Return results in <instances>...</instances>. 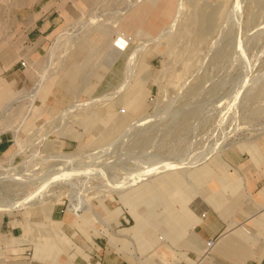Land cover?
Instances as JSON below:
<instances>
[{
	"label": "rangeland",
	"instance_id": "374dc122",
	"mask_svg": "<svg viewBox=\"0 0 264 264\" xmlns=\"http://www.w3.org/2000/svg\"><path fill=\"white\" fill-rule=\"evenodd\" d=\"M11 1L0 0V6H5L0 7V17L7 16ZM51 1L62 6L60 25L32 67V86L5 106L8 111L1 114L0 129L12 130L15 143L27 152L36 137L61 121L64 134L73 136L78 131L84 134V144L90 142L91 130L103 138L110 133L112 140L127 127L122 141L98 151L108 152L117 145V152L96 166L82 167L88 164L87 151L63 154L57 164H65L60 170L67 179L72 176L70 183L48 188L55 195L42 202L57 199L71 208L73 189L89 197L94 193L88 189L99 186L102 174L111 171L113 176L126 172L113 186L125 189L109 197L125 194L128 199L120 202L136 208V181L163 175L176 182L144 184L142 203L147 209L159 210L157 221L165 228L178 226L187 178L202 177L200 170L209 175L228 149L251 148L264 140V0ZM72 54L78 56L73 78L60 74L61 65ZM87 74L94 77V83L83 88ZM44 83L47 87L41 88ZM30 89L26 97L34 102L32 107L19 99ZM39 94L47 97L46 112L53 114L29 123L22 116L39 111ZM63 113L67 115L61 117ZM218 137L224 139L211 144ZM11 147L9 152L17 149L16 144ZM71 154L78 155V160L68 170L75 159ZM24 158L21 153L15 162ZM47 167L43 164L39 173H46ZM93 167L99 172L97 180L91 179ZM85 169L90 171L88 176L78 174ZM10 176L15 175L1 174L0 182ZM13 189L24 188L0 184V200ZM92 198H84L89 202L84 207L92 205ZM112 203L118 206L119 200Z\"/></svg>",
	"mask_w": 264,
	"mask_h": 264
},
{
	"label": "crops",
	"instance_id": "0c3cea01",
	"mask_svg": "<svg viewBox=\"0 0 264 264\" xmlns=\"http://www.w3.org/2000/svg\"><path fill=\"white\" fill-rule=\"evenodd\" d=\"M8 6L7 16L0 17L5 26H0V115L32 86V67L45 53L62 17V6L51 0H12ZM77 57L70 55L60 74L73 78ZM23 60L27 68L21 66ZM93 78L87 74L82 87L92 86ZM31 89L19 98L30 107L34 102L26 96ZM40 95L39 111L22 116L29 123L53 114L46 112L48 99ZM12 136V130L0 129V155L11 147ZM90 136L84 144V134L78 131L63 134L55 137L54 146L91 149L114 135L103 138L91 130ZM212 170L209 175L200 170V178H187L185 208L178 213L179 225L172 228L157 221L159 210L145 208L141 199L144 184L176 182L163 175L136 185V208L120 202L129 196L119 194L96 200L78 214L60 204L0 213V264H264V140L251 148L226 150ZM118 200V206L112 203ZM215 238L216 245L203 256L208 240Z\"/></svg>",
	"mask_w": 264,
	"mask_h": 264
},
{
	"label": "built area",
	"instance_id": "2783aa9c",
	"mask_svg": "<svg viewBox=\"0 0 264 264\" xmlns=\"http://www.w3.org/2000/svg\"><path fill=\"white\" fill-rule=\"evenodd\" d=\"M21 66L23 68H27L29 66V64L26 61H21ZM121 112H125L124 108L121 109ZM67 114H61V117H64ZM1 116V115H0ZM60 116L59 114L55 117ZM25 119H27V116L25 117ZM136 120V119H135ZM133 120V121H135ZM132 121V122H133ZM131 122V123H132ZM130 123V124H131ZM45 124V122L43 123H39L38 125H35V128H32L30 130L27 131L26 136L29 137L32 135V132L36 129V128H41L43 125ZM63 124L62 121L61 123H58L56 126H54L50 132L45 133L42 136H38L36 137V139L33 142V148L30 151L24 152V147L20 146L19 143H15V135L13 132V136H12V140H11V146L14 144H16L17 149L14 150V154L13 155H5L1 154L0 156H4L3 159L0 160V175L1 174H6L7 171L10 172V174H14L17 177H20L21 179H11L8 178L5 181H1L0 184H8V185H20L22 186L24 189L23 191H18L16 189H13V193L11 195H9V197L7 198H1L0 202L3 201H9V200H13V199H17V198H23L25 197L27 194H30L32 192L37 191L38 189H41L42 191L46 192V195L43 199L41 200H36L33 201L27 205V208L24 206H20L18 208L12 209V210H5V211H10L8 212V214L11 213H15V212H20L23 210H29L31 208H35V207H42L45 206L46 204H60V202L56 199L54 202L52 203H43L42 201L47 198L48 196L52 195L53 192H49L48 188L52 187V186H57L58 184H62V183H70V180L72 178V176H70L69 179L63 181L61 180V170H56V167L58 166V161L57 159H55V156L57 155H63V154H69V152L71 151H87L88 154H85V157L88 158L87 163L85 165H82V167L85 166H92V164H95V166L100 163L101 161H103L105 158H108L107 156H109L112 153L117 152V145L116 143L120 140V137L124 134L125 129L127 127H125L124 131L119 134L120 136L118 138H114L112 140H109L108 142L97 146L95 148H91V149H80V148H76L73 150H62V149H57L54 146V139L57 136H61L64 134L63 130ZM68 135V134H67ZM46 137V138H45ZM224 139V138H216L215 141H213L211 144ZM116 142L115 143V148L114 150H110L108 152H101L98 153V151H100L103 147L107 146L109 143L111 142ZM123 141H125V138L123 139ZM227 141V140H226ZM210 144V145H211ZM209 145V146H210ZM229 145V144H228ZM226 146L224 147L225 149H228L230 146ZM208 146V147H209ZM207 147V149H208ZM21 153H24L25 158L19 162L16 163V157L19 156ZM105 153V154H104ZM73 155V154H71ZM78 155L73 157L74 162L68 167V170H70L71 168H74L75 163H77L78 158H76ZM106 156V157H105ZM98 157V158H97ZM104 163V162H103ZM109 162H105V164H108ZM43 164H47V172L45 173H39V169L41 168V166ZM141 167V166H140ZM138 167V168H140ZM95 168V167H93ZM92 169V168H91ZM98 169L95 168V171L93 172L94 177H92L91 179L97 180L95 177V175L99 176V172L97 171ZM136 171V170H135ZM108 175H103L102 172V176H103V182H101L100 184H98L99 186H95L91 189H88V193H94L93 195H90L89 197L92 198L93 201L99 200V199H104L110 196V194L112 195L113 193L117 194V192H113V191H122L125 188H119L116 189L114 188V184L118 181H121L123 179V177L125 176L126 172H122L120 176L111 174V171H107ZM128 172V171H127ZM131 172V171H130ZM134 172V171H133ZM84 174V176H88V173H90L89 169H85V171H79L78 174ZM73 174V173H72ZM92 174V172H91ZM57 175V176H56ZM55 177V178H54ZM146 180V179H144ZM144 180H141L139 182H137L134 185H137L141 182H143ZM73 186L74 184L71 183ZM132 186V185H131ZM75 188V187H73ZM127 188V187H126ZM119 191V192H120ZM97 192V193H96ZM55 195V194H53ZM82 197L85 199L89 200V197L87 196V193L84 194L83 191H79L77 189H73L72 193H71V200H70V205L71 208H68V206L63 207L65 210H70L73 211L74 213L78 214L79 212L86 210L89 206H85V207H74V199L75 197ZM38 203V204H37ZM61 205V204H60ZM91 206V205H90ZM1 211V210H0ZM160 239H162V237L160 236ZM217 239H211L208 240L207 242V247L205 249V252L203 254V256L207 255L208 253H210V251L214 248V246L216 245ZM29 255H31V252H28Z\"/></svg>",
	"mask_w": 264,
	"mask_h": 264
},
{
	"label": "bare ground",
	"instance_id": "6f19581e",
	"mask_svg": "<svg viewBox=\"0 0 264 264\" xmlns=\"http://www.w3.org/2000/svg\"><path fill=\"white\" fill-rule=\"evenodd\" d=\"M173 27V26H172ZM248 38V37H247ZM142 45H144V43L142 44ZM138 48V47H137ZM140 48H141V46H140ZM140 48H138V49H140ZM139 51V50H138ZM135 60V59H134ZM44 76V75H43ZM46 76V75H45ZM43 78V77H42ZM44 79V78H43ZM42 81H40V83H41ZM124 85V84H123ZM40 86V85H39ZM120 87V86H119ZM35 92H37V91H35ZM36 95V94H35ZM9 106H10V104H9ZM8 108H4L3 110H2V112L1 113H3V112H7L8 110H7ZM12 147H10L9 148V150L11 149ZM9 150L7 151V152H9ZM14 154V151H11V152H9V154L8 155H13ZM68 155V154H67ZM61 157H62V155H57V156H55V159H57V161L58 162H61ZM204 159V158H203ZM200 160V159H199ZM198 161V160H197ZM165 162V161H164ZM68 163V162H67ZM163 164H167V163H163ZM65 165V164H64ZM64 165L63 164H58V166L56 167V170H60V168H65L64 167ZM167 165H172V164H167ZM164 166V165H163ZM188 166V165H187ZM164 168H166V167H164ZM64 173H61V179L62 180H67V178H68V176L66 175H64ZM145 176V175H144ZM9 178H11V179H18L17 177H15V176H10ZM55 178V177H54ZM143 178V177H142ZM141 178V179H142ZM144 179V178H143ZM141 181V180H140ZM136 182H139V181H136ZM135 182V183H136ZM45 195H46V192H44V191H42L41 189H38L37 191H35V192H32V193H30V194H28V195H26L25 197H23V198H17V199H13V200H9V201H3V202H0V210L1 211H5V210H12V209H15V208H18V207H20V206H24V205H27V204H29V203H31V202H33V201H36V200H41V199H43L44 197H45ZM87 203H89L88 201H86L84 198H82V197H75V199H74V207H84V205L85 204H87Z\"/></svg>",
	"mask_w": 264,
	"mask_h": 264
}]
</instances>
